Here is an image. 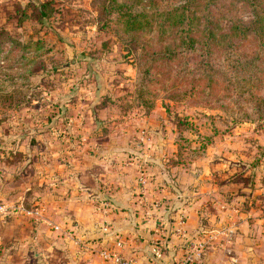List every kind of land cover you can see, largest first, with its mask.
Wrapping results in <instances>:
<instances>
[{
	"label": "crops",
	"instance_id": "1",
	"mask_svg": "<svg viewBox=\"0 0 264 264\" xmlns=\"http://www.w3.org/2000/svg\"><path fill=\"white\" fill-rule=\"evenodd\" d=\"M82 103L77 108L64 105L65 113L71 109L75 114L58 119L64 125L57 126V134L65 143L74 135L91 155L78 148L71 167L62 155H44L41 169L33 167L30 155H14L31 160V167L27 164L19 173L26 181L39 177V199L30 197L35 181L14 198L7 195L5 180L17 169L12 155H0V163L9 165L0 164V264H112L100 256L98 244L109 248L118 240L121 255L135 264H154L149 253L153 241L162 247L159 264H176L187 243L174 234L180 215L188 241L199 238L202 230L213 235L197 264H264V199L248 209V191L241 184L220 189L208 159L193 168L167 165L174 155H155L151 138L157 129L150 115H130L125 127L121 123L97 143L98 131L89 126L98 125ZM219 190L229 192L230 199ZM259 191L264 194V186ZM93 200L106 203L108 210L96 213ZM38 205L42 211L32 215Z\"/></svg>",
	"mask_w": 264,
	"mask_h": 264
},
{
	"label": "rangeland",
	"instance_id": "2",
	"mask_svg": "<svg viewBox=\"0 0 264 264\" xmlns=\"http://www.w3.org/2000/svg\"><path fill=\"white\" fill-rule=\"evenodd\" d=\"M92 1L0 0V92L5 93L4 97L0 96V155H12V168L17 169L16 176L14 172L9 173L5 180L9 197L34 181L36 185L30 197L33 200L41 197V193H37L39 177H28L27 182L19 173L21 167L25 169L27 164L31 167V160L22 161L14 155H30L35 159L33 167L41 166L39 169L43 168L44 155H62L65 163L75 166V150L85 145L78 144L73 134L66 143L61 142L57 130L64 125L59 117L68 120V116L73 118L75 114L71 109L65 113L68 108L64 105L69 103L68 106L77 108L81 101L82 106L90 109L100 104L110 106L106 108L109 111H101L97 117L99 123L95 130H98L99 144L107 134L116 132V127L120 129L121 123L125 127L130 115H143L144 112L134 106L138 101L151 109L147 115L154 117L152 121L156 123L155 139L152 137L150 144L155 146V155H206L193 162L202 165L208 159L214 174L231 171V163H236L238 158L228 160L229 155H236L247 164L253 155H263L259 165L264 171V102L250 100L242 74L222 64L230 71L228 76L233 85L228 92L220 90L223 86L219 85L213 91L210 107L189 104L201 98L196 95L174 102L168 98V90L140 85L145 76L135 65L138 51H127L121 21L117 26H102L104 13L100 12L101 6L97 2L91 4ZM117 1L120 4L126 0ZM40 3L48 4L44 6L45 18L38 19L33 8ZM106 17L111 20L114 14H106ZM51 63L62 70L51 71ZM152 78L160 79L157 74H152ZM254 95L264 97V92H254ZM164 105L168 106L167 112ZM58 110L60 114L56 118ZM173 116L185 124L172 139V131L176 129L169 122H173ZM181 129L186 131H179ZM212 177L214 184L218 183ZM183 181L179 179L180 183ZM41 207L34 206L33 213L42 211Z\"/></svg>",
	"mask_w": 264,
	"mask_h": 264
},
{
	"label": "trees",
	"instance_id": "3",
	"mask_svg": "<svg viewBox=\"0 0 264 264\" xmlns=\"http://www.w3.org/2000/svg\"><path fill=\"white\" fill-rule=\"evenodd\" d=\"M96 2L101 6L100 12L104 13L102 26H117L121 21L126 33L127 51H138L135 53V65L145 76L140 85L168 90V98L174 102L191 95L200 96L199 100H192L189 104L210 107L213 91L219 85L223 86L220 90L224 92L232 88L233 82L228 76L230 71L222 66L225 64L243 75L247 96L252 102H264L263 96L254 95V92H264V0H126L120 4L117 0H93L91 4ZM47 4L34 6L36 18H45L44 6ZM106 14H114L113 19H108ZM51 65V71L62 70L53 67L56 63ZM152 74H157L160 79H153ZM0 96L4 97L5 93L0 92ZM107 106L100 104L91 108L96 125L99 123L98 114L109 111ZM134 106L140 108L143 115L151 110L138 101ZM163 107L167 112L168 106ZM57 114H60L59 110ZM59 118L65 119L64 116ZM172 121L169 123L176 129L172 131L173 139V134L185 121L175 116ZM89 127L96 129L95 124ZM201 156L176 153L167 165L193 168V160ZM262 157L253 155L247 164L238 156L229 155L228 160L238 158L236 163H231V171L213 175L222 190L226 186L241 184L248 191V195H244L248 199V209H254L255 202L264 199V194L257 192L264 186L263 169L259 165ZM242 166L247 169H242ZM217 194L230 199L229 192L219 190Z\"/></svg>",
	"mask_w": 264,
	"mask_h": 264
},
{
	"label": "built area",
	"instance_id": "4",
	"mask_svg": "<svg viewBox=\"0 0 264 264\" xmlns=\"http://www.w3.org/2000/svg\"><path fill=\"white\" fill-rule=\"evenodd\" d=\"M144 133H140L141 138L143 139L145 135ZM139 183L140 185L143 184L142 181V172L140 171V177H139ZM93 203L97 204V206L94 207V210L96 213L103 212L108 210V206L106 203H97L96 201H92ZM29 214V213H28ZM32 215H36L37 213H31ZM184 225V218L182 215H180L176 222V229L174 231V234L180 238L183 239L186 243L185 245V253L182 255L180 259L176 262V264H197V261L200 259V255L202 250L206 247L207 243L212 240V234L210 232H206L204 230L201 231L200 237L196 239H189V241L186 238V233L183 228ZM54 230H59L57 227H53ZM105 228V227H103ZM121 242L120 240L116 241L111 247H103L101 243L98 244V250L99 254L102 258L109 259L112 264H135L131 259L125 258L123 255H121ZM162 247L155 241H153L149 246V253L152 259V262L154 264H159L162 261Z\"/></svg>",
	"mask_w": 264,
	"mask_h": 264
}]
</instances>
